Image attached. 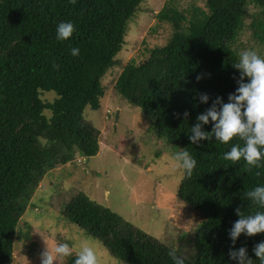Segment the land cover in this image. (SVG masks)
<instances>
[{"label": "trees", "instance_id": "1", "mask_svg": "<svg viewBox=\"0 0 264 264\" xmlns=\"http://www.w3.org/2000/svg\"><path fill=\"white\" fill-rule=\"evenodd\" d=\"M142 1L0 0V264H11L18 223L45 175L98 154L100 132L83 112L87 106L99 108L105 94L101 78L117 64L115 56ZM249 4L259 8L248 25L251 40L264 50V0H201L187 9L168 0L157 13L172 28L168 41L122 66L114 90L141 110L157 138L195 157L196 166L191 176L183 171L176 196L202 221L188 250H181L184 239L174 249L76 192L62 214L114 258L173 264L168 253L175 250L185 264H235L229 248L246 246L253 264H259L252 248L264 233L241 234L232 245L227 230L238 219L237 208L244 214L264 211L243 196L264 184V160L259 167L224 160L233 143H243L238 137L228 143L214 137L199 144L188 140L197 115L216 96L226 102L237 87L239 70L233 65ZM60 21L75 27L64 41L55 38ZM71 47L80 48L79 56L71 55ZM43 92L56 97L44 99ZM199 93L209 95L208 104L199 101ZM203 128L211 131V122Z\"/></svg>", "mask_w": 264, "mask_h": 264}, {"label": "rangeland", "instance_id": "2", "mask_svg": "<svg viewBox=\"0 0 264 264\" xmlns=\"http://www.w3.org/2000/svg\"><path fill=\"white\" fill-rule=\"evenodd\" d=\"M166 1L143 0L129 22L122 49L115 56L117 64L110 66L101 78L105 94L99 108L92 110L87 106L83 112L84 118L100 132L99 152L79 164L74 161L45 175L18 223L11 264H40V253L47 245L52 248L63 242L73 246L75 256L85 240L95 248L99 264H126L62 214L64 205L78 191L171 248L176 249L181 240H186L181 250H188L187 242H192L202 217L176 196L183 170L173 168L171 156L179 150L166 139L157 138L141 110L113 88L124 64L146 56L145 49L162 46L172 35L170 24L157 17ZM194 2L201 4V0H177V5L187 9ZM258 11L255 5H248L239 52L252 49L264 56L263 46L251 40L248 30L252 15ZM42 95L49 100L56 97L53 92ZM107 109L111 111L109 116ZM69 257L58 264H65Z\"/></svg>", "mask_w": 264, "mask_h": 264}, {"label": "clouds", "instance_id": "3", "mask_svg": "<svg viewBox=\"0 0 264 264\" xmlns=\"http://www.w3.org/2000/svg\"><path fill=\"white\" fill-rule=\"evenodd\" d=\"M75 30L72 21H60L56 25L55 38L58 41L67 40ZM72 56H79L80 48L71 47ZM239 59L233 67L239 70V78L236 79L237 87L229 93L225 102L220 96L212 100L211 105L196 117V122L191 126L188 140L191 144H199L203 140H211L213 137L221 143H228L234 137L243 141L242 144L233 143L230 149L222 154L227 161H243L248 166H260L264 160V56L256 50L244 49L238 53ZM58 67V65H53ZM201 77L197 76L199 81ZM209 95L199 93V101L208 104ZM184 117L188 113H183ZM211 122V131H205L203 126ZM173 168L182 169L187 176H191L196 159L187 148H181L171 156ZM252 205L264 208V184H258L243 194ZM235 220L227 230L232 245L243 234L251 237L264 233V211L257 210L254 213L244 214L237 208ZM73 246L67 242L57 243L52 248L48 245L40 253V264H58V261L71 256ZM252 253L259 264H264V240L256 243ZM173 264H185L183 256H178L175 250L168 253ZM228 257L235 264H253V259L248 255L246 246L238 249L230 247ZM73 264H99L95 248L87 240L83 241L76 251Z\"/></svg>", "mask_w": 264, "mask_h": 264}, {"label": "water", "instance_id": "4", "mask_svg": "<svg viewBox=\"0 0 264 264\" xmlns=\"http://www.w3.org/2000/svg\"><path fill=\"white\" fill-rule=\"evenodd\" d=\"M118 118V112L116 113V115H115V119H117Z\"/></svg>", "mask_w": 264, "mask_h": 264}, {"label": "built area", "instance_id": "5", "mask_svg": "<svg viewBox=\"0 0 264 264\" xmlns=\"http://www.w3.org/2000/svg\"><path fill=\"white\" fill-rule=\"evenodd\" d=\"M107 113H109V112L107 111Z\"/></svg>", "mask_w": 264, "mask_h": 264}]
</instances>
